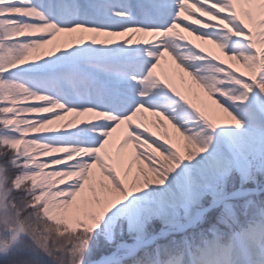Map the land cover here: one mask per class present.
Listing matches in <instances>:
<instances>
[{
  "label": "snow or ice",
  "instance_id": "obj_1",
  "mask_svg": "<svg viewBox=\"0 0 264 264\" xmlns=\"http://www.w3.org/2000/svg\"><path fill=\"white\" fill-rule=\"evenodd\" d=\"M0 264H264V0H0Z\"/></svg>",
  "mask_w": 264,
  "mask_h": 264
},
{
  "label": "bare ground",
  "instance_id": "obj_2",
  "mask_svg": "<svg viewBox=\"0 0 264 264\" xmlns=\"http://www.w3.org/2000/svg\"><path fill=\"white\" fill-rule=\"evenodd\" d=\"M189 39H193L192 37H189ZM197 43H200V42H197ZM203 47L205 48H212L213 51H217L218 52V49H215L214 46H211V45H202Z\"/></svg>",
  "mask_w": 264,
  "mask_h": 264
}]
</instances>
